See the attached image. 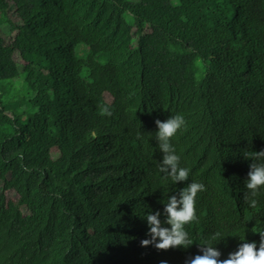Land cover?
<instances>
[{"label": "trees", "instance_id": "obj_1", "mask_svg": "<svg viewBox=\"0 0 264 264\" xmlns=\"http://www.w3.org/2000/svg\"><path fill=\"white\" fill-rule=\"evenodd\" d=\"M0 27V264H187L217 232L221 259L259 248L264 0H0ZM178 114L175 183L155 121ZM193 182V244L142 247Z\"/></svg>", "mask_w": 264, "mask_h": 264}, {"label": "clouds", "instance_id": "obj_2", "mask_svg": "<svg viewBox=\"0 0 264 264\" xmlns=\"http://www.w3.org/2000/svg\"><path fill=\"white\" fill-rule=\"evenodd\" d=\"M102 113L111 116V112L107 107L102 109ZM155 124L158 128L156 140L158 147L163 153L162 163H159V171L165 174V177H171L175 183L186 182L189 177V169L180 166V156L176 154V150L171 144L172 138L176 136L179 130L186 126V120L183 115H175L166 121L156 120ZM253 160H264V150L252 153ZM251 198L245 194V201L249 206L255 208L257 200L254 199L264 188V163L252 162L250 171L248 172V180L246 181ZM202 183L193 182L187 184L179 192V196L172 195L168 198L164 207L166 219L162 222L161 213H148L146 221L149 227L148 236L150 239L141 241L142 247L153 246L157 250L167 251L175 248H189L193 241L189 238L185 226L197 221L196 215V197L199 192L205 191ZM167 225V226H165ZM261 237L259 248L255 242L242 243L238 250L230 253L228 258L221 259V253L212 245L211 240H216L220 233H216L211 237L205 245L201 246L202 255H196L187 261V264H264V234ZM166 264V262H161Z\"/></svg>", "mask_w": 264, "mask_h": 264}, {"label": "rangeland", "instance_id": "obj_3", "mask_svg": "<svg viewBox=\"0 0 264 264\" xmlns=\"http://www.w3.org/2000/svg\"><path fill=\"white\" fill-rule=\"evenodd\" d=\"M129 2H136L137 0H128ZM4 33V29L2 27H0V35H2ZM80 51L77 52H82L84 51V47H80ZM53 155L55 156V150L52 151ZM1 191V188H0ZM4 197L7 201H16L17 200V196L14 192L12 191H8L4 193Z\"/></svg>", "mask_w": 264, "mask_h": 264}]
</instances>
